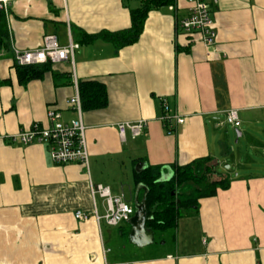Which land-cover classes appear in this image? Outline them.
Returning <instances> with one entry per match:
<instances>
[{
	"label": "crops",
	"instance_id": "0c3cea01",
	"mask_svg": "<svg viewBox=\"0 0 264 264\" xmlns=\"http://www.w3.org/2000/svg\"><path fill=\"white\" fill-rule=\"evenodd\" d=\"M208 2L210 55L199 34L178 30L187 0L150 8L138 39L119 48L98 35L129 28L138 0H9L0 9L8 29L0 49V264H264V0ZM47 33L79 43L74 71L68 61L44 63L41 77L21 83L15 50L38 48ZM90 80L105 87L102 107L82 105L79 85ZM76 91L87 167L55 164L45 145L10 140L34 122L47 125L48 109L64 122L77 118L69 104ZM162 100L184 118L170 134ZM229 108L238 128L225 121ZM140 119L144 133L122 141L116 124ZM208 156L229 186L178 219L174 250L130 248L125 226L95 222L94 207L102 214L105 205L90 184L133 206L137 162L164 165L169 177L168 165ZM76 210L89 217L75 218Z\"/></svg>",
	"mask_w": 264,
	"mask_h": 264
},
{
	"label": "built area",
	"instance_id": "2783aa9c",
	"mask_svg": "<svg viewBox=\"0 0 264 264\" xmlns=\"http://www.w3.org/2000/svg\"><path fill=\"white\" fill-rule=\"evenodd\" d=\"M9 0H0V9L6 10ZM141 1V0H138ZM215 2L216 0H212ZM187 15L178 21V30L184 33L196 32L201 41L207 48L206 54L210 55V47L216 38L213 19L211 16L208 0H187ZM79 48V43L68 40L66 44H60L54 34H44L41 45L38 48L15 50V62L18 65H35L44 63H58L68 61L74 71V52ZM74 73V72H73ZM69 104L78 113L77 118L64 122L58 110L48 109L47 125H40L34 122L31 126L18 130L12 134L10 140L21 145L39 143L46 146L48 155L55 164L79 163L84 167L88 166L89 152L86 140V126L81 117V103L78 92L70 98ZM163 114L159 117L166 128L167 133H172L177 124L184 122V118L169 110L165 100H162ZM225 121L231 126L238 128L240 119L236 108H229L225 111ZM172 122L174 123L172 125ZM146 128V121H121L116 124L118 135L122 141L126 134L135 138L142 135ZM91 196H99L103 199L105 210L102 214L98 213L94 207L93 218L100 225L118 226L132 215L134 208L128 203L123 194L114 195L108 186L103 184H90ZM74 217L85 220L89 216L76 210ZM104 252L108 249H103ZM102 264H109L104 261Z\"/></svg>",
	"mask_w": 264,
	"mask_h": 264
},
{
	"label": "trees",
	"instance_id": "16d2710c",
	"mask_svg": "<svg viewBox=\"0 0 264 264\" xmlns=\"http://www.w3.org/2000/svg\"><path fill=\"white\" fill-rule=\"evenodd\" d=\"M173 0H141L139 6L130 9L131 25L117 32H101L98 36L110 41L117 48L134 43L143 29L150 8L172 3ZM8 45V29L4 13L0 10V49ZM44 65H18L15 69L21 83L39 78L48 69ZM84 108H99L106 103V91L97 81H86L79 85ZM212 157L196 158L184 165H168L171 176L164 177L166 166L147 165L134 174V184L143 183L148 188L146 196L147 229L164 232L176 229L178 219L198 209L201 198L211 197L218 189L229 186V178L218 170ZM179 200V201H178ZM129 226L122 235L128 241Z\"/></svg>",
	"mask_w": 264,
	"mask_h": 264
},
{
	"label": "water",
	"instance_id": "95a60500",
	"mask_svg": "<svg viewBox=\"0 0 264 264\" xmlns=\"http://www.w3.org/2000/svg\"><path fill=\"white\" fill-rule=\"evenodd\" d=\"M147 167V163L140 161L135 164V171L140 172ZM142 190L141 198L139 193ZM148 188L143 183H139L135 188L132 215L126 220L129 226L127 234L128 242L137 246L145 247L151 244L154 240V233L152 230L146 228V196ZM179 201V200H178Z\"/></svg>",
	"mask_w": 264,
	"mask_h": 264
},
{
	"label": "rangeland",
	"instance_id": "374dc122",
	"mask_svg": "<svg viewBox=\"0 0 264 264\" xmlns=\"http://www.w3.org/2000/svg\"><path fill=\"white\" fill-rule=\"evenodd\" d=\"M121 225L127 228V223L122 222ZM176 242V229H168L164 232L156 231L154 233V240L151 244L145 246L147 250H151L152 252H159L160 250H174ZM123 243L126 244L130 248H134L131 243L127 240H123Z\"/></svg>",
	"mask_w": 264,
	"mask_h": 264
}]
</instances>
